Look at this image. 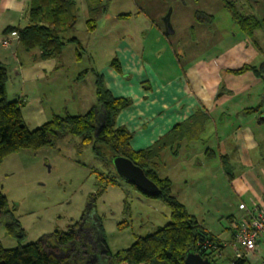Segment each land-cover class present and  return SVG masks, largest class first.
Segmentation results:
<instances>
[{"label": "crops", "instance_id": "1", "mask_svg": "<svg viewBox=\"0 0 264 264\" xmlns=\"http://www.w3.org/2000/svg\"><path fill=\"white\" fill-rule=\"evenodd\" d=\"M72 1L77 15L74 28L81 10L89 35L98 30V25L100 28L105 27L104 18L116 23H123L134 16L137 18L138 14L145 18L147 26L142 29L137 42H132L129 30L109 32L115 37L112 57L96 67L95 71L102 75L114 97L131 100L130 105L118 113L115 126H124L132 132L129 144L134 151L152 145L176 124L199 115L196 120V123H202L199 133L195 137L185 136L172 147L163 149L159 157L155 158L156 168L159 176L170 179L174 194V183L178 177L176 171L171 170L176 165L181 169V174L177 172L182 179H189L183 173L186 168L195 170V176L204 179L200 196L194 199L199 205L208 203L214 206L217 211L215 220H218L220 230L213 233L198 222L219 241L220 257H225L227 262L236 248L233 245L234 223L255 207L264 208V73L257 76L251 70L238 74L231 71L244 64L258 66L263 60L259 52L264 51L255 32L256 42H252L239 30L235 31V23L224 4L234 2L241 13L262 19L263 0H133L137 6L136 12H121L113 16L107 14L108 0ZM28 2L0 0V62L5 66L11 64L17 77H21L26 62L39 65L52 59L58 60L69 45L82 46L75 36V30L68 35L75 36L78 45L66 43L58 58L42 60L38 50L25 51L18 40L2 46L1 40L8 36L4 34L6 27L26 25ZM168 8H171L170 28L165 29L162 17ZM218 9L225 11V14L217 17L215 10ZM93 12L96 14L95 26L89 30L87 20ZM126 13L130 15L119 16ZM139 24L135 20L136 34ZM258 30L264 33V30ZM251 43L259 52H248ZM76 50L72 51L76 54ZM114 57L118 60L121 73L110 66ZM76 59H80V55H76ZM60 66L62 62L58 60L51 68L56 71ZM16 96L17 100L22 101L23 107L21 99L27 100L26 94L19 89L18 93H14ZM35 108L39 114L35 122L39 126L47 120L42 116V106H38V110L37 106ZM246 108L256 110L244 113ZM186 125L188 128L193 122ZM171 139L169 136L167 141ZM188 148L192 152L184 159L181 154L187 152ZM163 155L164 159L172 156L173 160H168L167 170L161 175L159 162ZM180 202L186 206L189 199ZM91 208L88 209L89 216L93 220L94 216L99 218ZM93 222L95 225L84 221L82 226H91L99 236V222ZM101 227L106 236L102 223ZM260 241L256 242L253 251H245L240 246L237 248L250 262L256 256Z\"/></svg>", "mask_w": 264, "mask_h": 264}, {"label": "rangeland", "instance_id": "2", "mask_svg": "<svg viewBox=\"0 0 264 264\" xmlns=\"http://www.w3.org/2000/svg\"><path fill=\"white\" fill-rule=\"evenodd\" d=\"M136 7L133 0H108L107 14L113 16L121 12H136ZM79 11L75 36L81 41L82 46L76 47L74 44L66 47L58 59L60 63L62 62L58 70L51 68L57 63L56 59L47 61L49 64L45 62L37 65L26 62L21 77H17L11 64L6 65L7 99L17 100L18 97H14V93H18L19 89L26 94L27 100L21 99L24 102L22 114L29 129L37 127L35 117L39 114L36 112V106L37 110L38 106H42L44 112L42 116L46 120L52 114L78 115L86 112L95 103L94 76L91 71L112 57L115 37L109 32L129 30L133 37L132 42H137L142 29L147 26L142 14L123 23L104 18L106 28H100L98 25L100 29L89 35L83 13ZM215 11L217 17L225 14V11L219 9ZM135 20L141 23L137 25V34ZM234 29L238 30L235 24ZM260 32L256 30L255 35L264 51V33ZM75 48L79 50L80 59H76V54L72 51ZM248 52L259 51L254 43H251ZM259 53L260 57L264 58V53ZM85 70L87 73L78 80V75ZM78 141L77 137L67 136L59 140L55 147H42L36 151L22 149L7 155L1 161L0 189L6 196L14 218L24 231L21 243L35 242L54 230L66 231L71 224L80 220L91 222L88 214L90 206L103 224L105 243L112 253L128 247L136 237L147 235L169 221V208L159 198L142 194L116 176L110 165L94 156L89 145L79 147ZM190 152L192 150L188 148L187 152L181 154L182 158L185 159ZM164 156H161L159 162L161 175L167 170L168 160H173L172 156H168L167 159H164ZM173 169L171 172L176 171L175 175L178 177L174 183L177 199L179 201L189 199L188 205L185 206L187 211L195 215L196 219L211 232L218 233L220 227L217 224L218 220H215L217 211L214 206L208 203L199 205L194 199L200 196L204 179L195 176V170L190 168L183 172L189 179H182L181 169H178L177 165ZM93 170L100 173L110 172L115 175L117 184L94 197ZM177 171H180V174ZM90 213L94 215L93 212ZM123 220L127 226L116 231V224ZM90 230L87 229L88 233ZM0 242L7 248L17 244L16 239L7 234L3 224H0ZM255 255L250 259L251 264H264V238L258 244ZM225 262L226 258L222 257L219 264Z\"/></svg>", "mask_w": 264, "mask_h": 264}, {"label": "trees", "instance_id": "3", "mask_svg": "<svg viewBox=\"0 0 264 264\" xmlns=\"http://www.w3.org/2000/svg\"><path fill=\"white\" fill-rule=\"evenodd\" d=\"M224 6L238 30L252 42H256L254 32L264 29V18L241 13L234 2H226ZM95 15L93 12L87 20L89 30L95 26ZM129 15L126 13L119 16ZM76 17L72 0H29L26 25L8 26L4 29V34L15 32L22 49L38 50L42 60L57 58L66 43L78 45L76 37L68 35L75 30ZM76 55H80L78 49ZM110 66L121 73L116 57L110 61ZM245 70H251L257 76L262 74L258 66L247 64L231 72L238 74ZM91 72L94 76L95 103L86 112L78 115L54 114L45 123L29 129L22 116V101L7 99L5 83L8 73L6 66L0 62V163L7 155L22 149L36 151L42 147H55L59 140L67 136L77 137L79 147L89 145L94 156L110 166L111 157L120 155L141 167L159 190L157 195L146 196L159 198L169 208L170 219L153 232L136 237L128 247L113 253L106 246L101 222L97 216H94V220L99 222V236L91 226L89 234L84 231L77 233L80 223L75 222L66 231L54 230L35 242L21 243L24 231L14 218L6 196L0 189V224H3L7 234L17 241V244L10 248L4 247L0 242V264H184L185 253L189 250L208 257L213 264H219L221 244L177 199L171 190L170 179L158 175L155 161L166 147H172L185 136L195 137L199 133L202 126V123H196L199 115L176 124L152 145L134 151L129 144L132 132L124 126H115L118 113L129 106L131 100L126 97H114L106 87L102 75L95 70ZM85 73L87 70L80 73L77 79ZM255 110L256 108H246L243 112L250 113ZM100 112L103 118L98 122L96 115ZM191 122L196 126L189 125L187 128L186 124ZM169 136L172 139L168 142ZM94 172V197L117 184L115 172V175L110 172ZM130 185L137 190L134 185ZM94 220L91 218L89 224L95 225ZM126 226L125 220L117 224L119 230ZM206 241L211 244L208 250L204 248ZM225 264L251 263L242 254L240 257H229Z\"/></svg>", "mask_w": 264, "mask_h": 264}, {"label": "water", "instance_id": "4", "mask_svg": "<svg viewBox=\"0 0 264 264\" xmlns=\"http://www.w3.org/2000/svg\"><path fill=\"white\" fill-rule=\"evenodd\" d=\"M170 13L171 8H168L162 17L165 29L170 28ZM258 69L261 73H264V58L258 65ZM102 118L103 114L101 112L97 113L96 120L100 122ZM111 167L118 177L134 185L143 194L149 196L158 194L159 190L157 185L145 175L141 167L135 165L130 159L124 156L114 155L111 157ZM184 264H213V262L208 257H203L194 250H189L185 253Z\"/></svg>", "mask_w": 264, "mask_h": 264}, {"label": "built area", "instance_id": "5", "mask_svg": "<svg viewBox=\"0 0 264 264\" xmlns=\"http://www.w3.org/2000/svg\"><path fill=\"white\" fill-rule=\"evenodd\" d=\"M17 34L10 32L1 40L2 46H8L12 40H17ZM264 238V208L255 207L253 211L233 225V245L236 247L234 255L240 257L242 252L237 248L242 247L245 251H253L256 242ZM211 244L206 241L204 248L208 250Z\"/></svg>", "mask_w": 264, "mask_h": 264}, {"label": "flooded vegetation", "instance_id": "6", "mask_svg": "<svg viewBox=\"0 0 264 264\" xmlns=\"http://www.w3.org/2000/svg\"><path fill=\"white\" fill-rule=\"evenodd\" d=\"M82 222L84 223V221L83 220H80V225L78 226V232L77 233H79V232H82V231H84L86 234H89L88 233V231H87V229H91V227L90 226H87V227H85V226H82ZM89 232H91V230L89 231Z\"/></svg>", "mask_w": 264, "mask_h": 264}]
</instances>
